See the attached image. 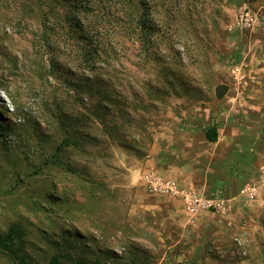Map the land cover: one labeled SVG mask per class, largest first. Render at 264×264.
Returning <instances> with one entry per match:
<instances>
[{"label":"rangeland","instance_id":"obj_1","mask_svg":"<svg viewBox=\"0 0 264 264\" xmlns=\"http://www.w3.org/2000/svg\"><path fill=\"white\" fill-rule=\"evenodd\" d=\"M139 1L0 0V233L18 224L33 264H163L130 221L129 162L115 150L144 144L165 112L225 93L228 44L261 23L247 4L256 23L230 31L244 6L145 0L150 35ZM0 264L13 263L0 252Z\"/></svg>","mask_w":264,"mask_h":264},{"label":"crops","instance_id":"obj_2","mask_svg":"<svg viewBox=\"0 0 264 264\" xmlns=\"http://www.w3.org/2000/svg\"><path fill=\"white\" fill-rule=\"evenodd\" d=\"M224 3L230 15L247 4L261 21L227 46L237 50L238 80L179 116L165 112L140 147L115 150L122 166L129 162L121 187L130 199V221L154 237L163 264H264V203L241 193L261 182L264 168V0ZM210 128L217 131L214 142L207 138ZM151 173L174 182L177 193L149 192L144 178ZM211 202L221 207L208 208Z\"/></svg>","mask_w":264,"mask_h":264},{"label":"trees","instance_id":"obj_3","mask_svg":"<svg viewBox=\"0 0 264 264\" xmlns=\"http://www.w3.org/2000/svg\"><path fill=\"white\" fill-rule=\"evenodd\" d=\"M139 7L143 11V16L139 19V29L146 30L148 29V33L152 35L151 30L152 25L148 26V17L151 12V8L146 3L145 0L139 1ZM76 27H80V21L76 23ZM147 33V34H148ZM152 37V36H151ZM145 42V40H144ZM143 42V43H144ZM145 52L148 51L147 48H143ZM207 138L209 141H216L217 140V131L215 128H210L207 131ZM25 231L18 225L12 224L6 233H0V252L7 256L9 260L13 264H33L31 261L30 256L25 251ZM73 258L71 256H53L48 264H68V261H72ZM77 264H88L86 260L80 258Z\"/></svg>","mask_w":264,"mask_h":264},{"label":"built area","instance_id":"obj_4","mask_svg":"<svg viewBox=\"0 0 264 264\" xmlns=\"http://www.w3.org/2000/svg\"><path fill=\"white\" fill-rule=\"evenodd\" d=\"M256 23V15L254 11L246 7L241 11L235 18V21L231 26H229L230 31L237 30H249ZM232 75L237 79L240 74V69L242 66L238 63L232 66ZM238 80V79H237ZM261 182L258 184L246 185L242 190V194L248 197L252 201H257L258 203H264V168L260 174ZM147 189L151 193L155 194H176L178 187L174 182L165 181L160 176L155 174H148L144 178ZM208 208L219 209L221 205L216 202H211L207 205Z\"/></svg>","mask_w":264,"mask_h":264}]
</instances>
